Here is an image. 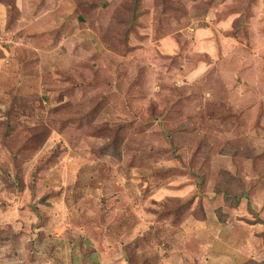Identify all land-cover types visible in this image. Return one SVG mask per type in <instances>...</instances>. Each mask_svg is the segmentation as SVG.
Returning <instances> with one entry per match:
<instances>
[{"label": "rangeland", "instance_id": "obj_1", "mask_svg": "<svg viewBox=\"0 0 264 264\" xmlns=\"http://www.w3.org/2000/svg\"><path fill=\"white\" fill-rule=\"evenodd\" d=\"M256 15L0 0V264H264ZM223 171L248 191L235 208Z\"/></svg>", "mask_w": 264, "mask_h": 264}, {"label": "trees", "instance_id": "obj_2", "mask_svg": "<svg viewBox=\"0 0 264 264\" xmlns=\"http://www.w3.org/2000/svg\"><path fill=\"white\" fill-rule=\"evenodd\" d=\"M223 180L224 178L227 176L229 177V173L227 172H222L221 174ZM230 179H225V188H221L220 185H219V182L220 181H217V186L215 187L216 190L215 192L216 193H223V195L225 196L224 199H225V203L227 206H230L231 208H235L237 207V205L239 204L240 200L243 199L244 197H247V193L248 191L245 189V187L243 185H241V182L240 180L238 179H233L231 176L229 177ZM221 183V182H220ZM234 183L239 184L238 186V189L233 193V192H230L229 188L231 187L232 189L234 188ZM201 205V204H199ZM200 207V206H199ZM218 217H219V220L223 223L226 218L225 215H223L221 213V211H218L217 213Z\"/></svg>", "mask_w": 264, "mask_h": 264}, {"label": "crops", "instance_id": "obj_3", "mask_svg": "<svg viewBox=\"0 0 264 264\" xmlns=\"http://www.w3.org/2000/svg\"><path fill=\"white\" fill-rule=\"evenodd\" d=\"M260 12V11H259ZM261 13V12H260ZM234 17H236V15L235 14H232ZM255 18H259V19H264V16H257L256 15V17ZM234 19V18H233ZM196 34H197V32H196ZM198 35V34H197ZM167 46H168V44H166ZM259 79H258V82H259V86H260V88L261 89H264V73H261L260 75H259V77H258ZM261 94V93H260ZM233 99V98H232ZM240 99V98H239ZM223 258H226V259H229L227 256H223ZM231 260H232V257H231ZM226 261L227 260H225V259H223L222 260V262H223V264H226Z\"/></svg>", "mask_w": 264, "mask_h": 264}]
</instances>
